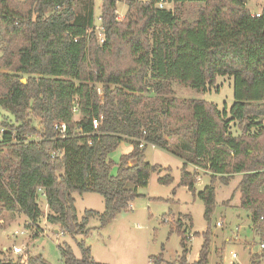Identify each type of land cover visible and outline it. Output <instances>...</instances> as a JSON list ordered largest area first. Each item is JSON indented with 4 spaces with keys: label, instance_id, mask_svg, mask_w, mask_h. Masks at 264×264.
I'll use <instances>...</instances> for the list:
<instances>
[{
    "label": "trees",
    "instance_id": "trees-1",
    "mask_svg": "<svg viewBox=\"0 0 264 264\" xmlns=\"http://www.w3.org/2000/svg\"><path fill=\"white\" fill-rule=\"evenodd\" d=\"M15 1L0 0V69L9 71L0 72V107L15 120L3 133L8 156L0 150V222L6 212H19L29 229L38 225L45 216L38 204L42 189L50 210L46 220L63 233L75 239L89 234L87 225L94 217L102 228L108 226L142 197L140 189L149 185L153 173L161 174L160 166L146 161V147L153 145L184 161L180 185L204 202L208 229L194 264H209L217 181L229 185L242 176L237 189L241 208L250 212L264 243V7L257 17L246 0H175L174 10L157 8L166 0H104L105 41L99 46L94 0H87L80 14L76 3L81 0ZM120 2L128 6L122 20ZM185 3L204 4L194 22L182 21L178 14ZM219 77L234 80L229 111L205 100L179 101L168 88L178 82L206 94ZM151 91L158 96L150 109L144 95ZM94 120L100 123L96 130ZM233 122L242 136L231 133ZM57 124L67 126L64 135ZM39 133L42 139H31ZM122 143L132 151L117 165L111 156ZM53 152L61 153L52 158ZM189 164L211 174V184L199 193L200 173L190 172ZM166 171L159 183L171 185V170ZM87 193L102 196L105 210H86L81 220L74 194ZM179 217L189 227L181 219L167 221V215L163 223L181 236L185 264L194 222L191 215ZM77 244L81 259L68 244L60 246L65 264H100L84 240ZM0 264L47 262L26 252ZM149 264L173 263L160 254L150 257Z\"/></svg>",
    "mask_w": 264,
    "mask_h": 264
},
{
    "label": "rangeland",
    "instance_id": "rangeland-1",
    "mask_svg": "<svg viewBox=\"0 0 264 264\" xmlns=\"http://www.w3.org/2000/svg\"><path fill=\"white\" fill-rule=\"evenodd\" d=\"M17 1V2H16ZM14 5H18L25 0H16ZM84 1V2H83ZM141 2H150L151 0H137ZM246 0L247 8L251 13H261L264 7V0ZM87 0H81L76 3V10L80 14L83 12L84 3ZM104 0L94 1V16L96 29V41L102 46L105 41V35L101 29L102 6ZM203 3H185L178 6V14L182 21L194 22L199 15V9ZM175 5L169 6L168 10H174ZM128 12V6L125 2L118 4L117 13L119 19ZM2 30L0 29V39ZM0 42V58L3 53ZM0 72L9 73L8 70L0 69ZM176 98L179 101L188 99H200L215 104L220 111H229L234 103V80L229 77H219L214 87H210L208 93H200L187 85L178 82L168 84ZM156 92H148L144 95V102L149 104L157 98ZM80 116L76 115L75 120ZM15 120L9 112L0 107V150L3 156H8L7 148L3 147V133L6 124H14ZM40 133L44 128L39 121L34 122ZM33 136L31 139L40 140L41 135ZM231 133L236 136H242V129L237 122L231 124ZM166 138L170 144H175L174 137ZM127 149L126 143H122L115 151L111 159L118 165L122 154ZM146 161L154 166L161 167L159 172L151 175L149 185L140 189L142 197L137 198L128 210L119 214L108 226L102 228L98 217L91 218L87 227L91 230L87 235H80L76 239L63 233L60 226H52L46 220L50 210L46 204L45 197L39 196L38 204L45 216L38 225L29 229L28 220L19 212H6L0 222V260L8 261L18 260V256L12 253L14 246L23 249V253L29 252L31 256L42 255L49 264H65L60 251V246L68 244L74 255L81 259L82 254L77 241L84 240L91 248V254L101 263L118 264H147L152 256L164 255L167 263L181 264L184 261L183 249L181 246V236L177 233H171L170 225L164 224L163 217L167 215V221L176 222L181 219L184 226L189 227L185 218H180V214H187L193 217L194 228L189 231L191 238L187 243L189 250L186 255L185 264H194L198 261L202 246L204 244V233L208 229V222L205 219L204 202L189 191L187 187L181 186L183 163L181 159L160 148H153L151 145L145 150ZM192 164L188 165L191 172H199L198 182L195 186L197 193L211 184V174L197 169ZM167 169L171 170V176L174 181L171 185H162L159 178L166 176ZM115 166L113 174L117 173ZM164 170V171H163ZM242 180L241 175H237L231 180L229 185L222 182L215 183L216 205L212 218V238L209 264H230V254L236 252L239 255L240 264H264V254L261 252V240L254 229L250 212L241 208V194L238 187ZM207 185V186H206ZM234 198L231 200L232 196ZM76 198V208L78 217L82 220L86 210L103 213L105 210L104 198L95 193L84 195L74 194ZM227 202V203H226ZM222 226H218V223ZM57 231V233H56ZM16 232L18 234L16 235ZM38 239H34L35 235ZM164 248V251L162 250Z\"/></svg>",
    "mask_w": 264,
    "mask_h": 264
},
{
    "label": "built area",
    "instance_id": "built-area-1",
    "mask_svg": "<svg viewBox=\"0 0 264 264\" xmlns=\"http://www.w3.org/2000/svg\"><path fill=\"white\" fill-rule=\"evenodd\" d=\"M174 1L175 0L162 1L159 4H157V8H159V9H167L168 10V7L169 6H172V5L174 6ZM253 15L254 16H257V17H260L261 16L260 13H253ZM96 29H97V27H96ZM90 33L91 32H89V35H90ZM98 92H99V94H101L102 93L101 92V89H99ZM73 111H74L75 114H77V112H78L77 108H74ZM93 125H94V129L96 130V129L99 128L100 123H99L98 120H94L93 121ZM55 129L58 131V133L60 135H64L66 133V131H67V126L65 124H57L55 126ZM144 146H145V142H142L141 148H143ZM151 146H153V145H151ZM153 147H155V146H153ZM60 153L61 152H53V153H51V157L52 158H55V157L59 156ZM38 192H39L40 196L45 197L42 189H39ZM217 225L218 226H222V223L220 222ZM17 234H18V232H16V235ZM260 249H261V252L264 254V243H262V242L260 244ZM12 253L15 256H19V255L23 254V249L20 248V247L14 246L12 248ZM238 259H239V255L236 252H232L230 254V264H240V262L238 261Z\"/></svg>",
    "mask_w": 264,
    "mask_h": 264
},
{
    "label": "crops",
    "instance_id": "crops-1",
    "mask_svg": "<svg viewBox=\"0 0 264 264\" xmlns=\"http://www.w3.org/2000/svg\"><path fill=\"white\" fill-rule=\"evenodd\" d=\"M95 1V0H94ZM260 2H262V0L260 1ZM122 18H124L125 16H121ZM126 145H127V149H126V151H125V153L124 154H122V155H126V154H128V153H130L131 151H132V146L129 144V143H126ZM153 147V146H152ZM153 148H157V147H153ZM113 160V159H112ZM114 161V160H113ZM115 162V161H114ZM183 162V161H182ZM184 164V163H183ZM195 168V167H194ZM193 171H194V169H193ZM192 171V172H193ZM190 172H191V170H190ZM207 186V185H206ZM141 191V190H140ZM199 192H201V191H199ZM75 197V196H74ZM75 200H76V198H75ZM131 205H132V203H131ZM101 213V212H100ZM183 215H187V214H183ZM193 218V217H192ZM52 226H55V225H52ZM57 226V225H56ZM56 233H57V231H56ZM93 259L97 262V263H100V264H118V263H101L99 260H97L95 257H93ZM147 264H149V262L147 263Z\"/></svg>",
    "mask_w": 264,
    "mask_h": 264
},
{
    "label": "water",
    "instance_id": "water-1",
    "mask_svg": "<svg viewBox=\"0 0 264 264\" xmlns=\"http://www.w3.org/2000/svg\"><path fill=\"white\" fill-rule=\"evenodd\" d=\"M26 82V80H23V83H25ZM47 264H49V263H47Z\"/></svg>",
    "mask_w": 264,
    "mask_h": 264
}]
</instances>
